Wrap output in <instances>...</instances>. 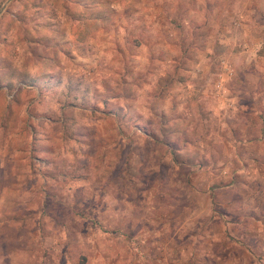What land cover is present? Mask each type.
Here are the masks:
<instances>
[{
  "label": "rangeland",
  "instance_id": "1",
  "mask_svg": "<svg viewBox=\"0 0 264 264\" xmlns=\"http://www.w3.org/2000/svg\"><path fill=\"white\" fill-rule=\"evenodd\" d=\"M0 264H264V0H11Z\"/></svg>",
  "mask_w": 264,
  "mask_h": 264
},
{
  "label": "water",
  "instance_id": "2",
  "mask_svg": "<svg viewBox=\"0 0 264 264\" xmlns=\"http://www.w3.org/2000/svg\"><path fill=\"white\" fill-rule=\"evenodd\" d=\"M11 0H7L0 8V14L1 12L4 10V8L6 7V5L10 2Z\"/></svg>",
  "mask_w": 264,
  "mask_h": 264
}]
</instances>
